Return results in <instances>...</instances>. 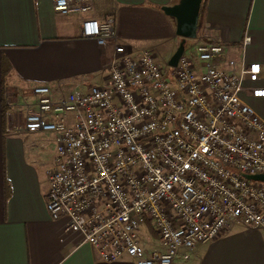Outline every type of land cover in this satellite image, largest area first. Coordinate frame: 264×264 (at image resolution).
Returning a JSON list of instances; mask_svg holds the SVG:
<instances>
[{
  "label": "built area",
  "instance_id": "built-area-1",
  "mask_svg": "<svg viewBox=\"0 0 264 264\" xmlns=\"http://www.w3.org/2000/svg\"><path fill=\"white\" fill-rule=\"evenodd\" d=\"M51 2L64 16L92 10L88 0ZM80 34L112 44L106 84L67 95L35 87L23 123L55 134L46 209L62 221L59 239L78 236L104 263L176 264L233 224L264 230V183L245 178L264 175V121L242 98H264L243 86L260 80L261 65L225 71L223 46L201 43L194 61L183 53L162 67L128 48L114 17L85 18Z\"/></svg>",
  "mask_w": 264,
  "mask_h": 264
},
{
  "label": "crops",
  "instance_id": "crops-1",
  "mask_svg": "<svg viewBox=\"0 0 264 264\" xmlns=\"http://www.w3.org/2000/svg\"><path fill=\"white\" fill-rule=\"evenodd\" d=\"M88 1L89 13L64 16L53 11L51 0H0V264H132L99 261L76 235L59 239L62 221L46 209L55 134L25 132L24 116L35 87L67 95L106 84L113 47L81 37L85 18L114 17L130 50H149L155 62L168 65L181 39L161 8L180 0ZM199 20L197 37L186 42L222 45L218 68L225 71L260 64V80L243 86L264 88V0H202ZM245 37L250 43L243 47ZM242 98L264 121V98ZM176 264H264V230L233 224Z\"/></svg>",
  "mask_w": 264,
  "mask_h": 264
},
{
  "label": "water",
  "instance_id": "water-1",
  "mask_svg": "<svg viewBox=\"0 0 264 264\" xmlns=\"http://www.w3.org/2000/svg\"><path fill=\"white\" fill-rule=\"evenodd\" d=\"M201 3L202 0H180L176 5L161 8L166 16L175 20V34L181 39L177 49L168 60L169 67L177 66L179 58L184 53L186 40H193L197 37ZM245 178L264 183V175H246Z\"/></svg>",
  "mask_w": 264,
  "mask_h": 264
},
{
  "label": "rangeland",
  "instance_id": "rangeland-1",
  "mask_svg": "<svg viewBox=\"0 0 264 264\" xmlns=\"http://www.w3.org/2000/svg\"><path fill=\"white\" fill-rule=\"evenodd\" d=\"M194 52H195L194 43H192L191 41L186 42L185 55L190 56V57H195ZM156 62H159V64L162 67L164 66V62H162L160 59H157ZM140 235L143 238V241H146L148 243L149 248H152L149 246V242H153L152 245H157V240L155 239V236L153 237V232L152 233L148 232V226L146 224L141 227Z\"/></svg>",
  "mask_w": 264,
  "mask_h": 264
}]
</instances>
